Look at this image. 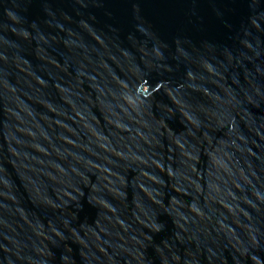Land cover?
<instances>
[{
	"label": "water",
	"instance_id": "obj_1",
	"mask_svg": "<svg viewBox=\"0 0 264 264\" xmlns=\"http://www.w3.org/2000/svg\"><path fill=\"white\" fill-rule=\"evenodd\" d=\"M0 264H264V0H0Z\"/></svg>",
	"mask_w": 264,
	"mask_h": 264
}]
</instances>
